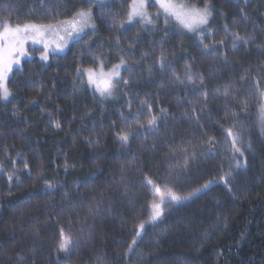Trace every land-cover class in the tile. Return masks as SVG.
I'll list each match as a JSON object with an SVG mask.
<instances>
[{
	"label": "trees",
	"instance_id": "obj_1",
	"mask_svg": "<svg viewBox=\"0 0 264 264\" xmlns=\"http://www.w3.org/2000/svg\"><path fill=\"white\" fill-rule=\"evenodd\" d=\"M186 1L203 4V0ZM127 3L104 0V6L94 9V35L70 44L65 53L48 62L37 56L23 60L10 78L13 95L0 103V164L4 165L0 264H17V254L27 264H264V133L257 103L264 98L256 95L258 80L264 89V0L247 4L245 0H212L216 11L208 27L216 41L225 37V26L229 32L255 38L252 44L232 51L229 36L227 46L216 53L226 54L227 63L203 52L199 36L174 21L167 26L159 19L154 25L115 28L109 13L121 19ZM81 5L82 0H67L62 7ZM6 6L15 10L14 23L17 15L24 22L30 11H43L40 0H0V13L7 14ZM89 37L91 50L86 51L81 45ZM117 39L127 52L130 67L122 75L131 79L130 86L125 90L120 85L107 99L94 95L86 78L83 85L77 80L74 88L76 66H93L98 52L108 68L119 62ZM211 42L212 37L205 39ZM161 50L170 62L164 71L156 63ZM149 65H153L151 74ZM186 65L203 77V87L172 83L173 71L182 74ZM246 71L248 76L242 79ZM226 88L238 95L225 97ZM205 90L206 108L202 104ZM141 101L153 107V114L166 108L168 116L156 131L141 130L122 146L116 140V132L126 127L121 113L127 116L131 106L127 124H135ZM193 105L198 123L192 119ZM148 116L145 108L140 120ZM53 121H60L61 129H55ZM233 127L242 131V142L250 141L252 148L245 153L246 170L234 172L226 186L219 178L234 163L223 147L227 129ZM206 136L219 143L210 152H198L191 167L181 171L177 165L183 158L173 156V149L188 146L191 151ZM244 159L240 158L241 164ZM65 161L70 165L67 171ZM14 167L19 169L15 173L19 181L10 183L8 175ZM145 178L183 195L209 180L216 183L194 200L166 206L163 220L147 228L129 259L123 253L135 235L134 226L147 219L143 206L152 199ZM47 184L55 190L48 191ZM97 205L99 215L90 214L89 208ZM60 226L74 238L80 237L81 228L85 233L91 230V238L82 241L71 256L58 258Z\"/></svg>",
	"mask_w": 264,
	"mask_h": 264
},
{
	"label": "snow or ice",
	"instance_id": "obj_2",
	"mask_svg": "<svg viewBox=\"0 0 264 264\" xmlns=\"http://www.w3.org/2000/svg\"><path fill=\"white\" fill-rule=\"evenodd\" d=\"M248 2L250 0H245L246 4ZM40 3L43 11H30L28 16L24 18V22H20V17L17 15L16 22L14 23L13 15L15 10L8 6L4 9V13H7L6 15L0 13V101H8L13 95L12 89L9 87L10 74L14 71V66L18 67L22 62V58L29 55L26 45L29 43L34 46L39 45L40 60L48 62L50 57L63 53L65 49L69 48L70 44L84 40V37L89 36V33L94 35L97 31L94 9L97 6H104V0H82V5L78 8L74 6L62 7V5L67 4V0H40ZM149 6L157 9L155 14L149 12ZM215 11L216 8L212 0H203L202 6H199L197 3H187L185 0H128L126 11L123 13L121 19L117 20V14L112 13H109V17L115 28L123 29L125 24L142 23L145 26L154 25V22L158 21L162 16L165 26L170 21H174L184 31L197 34L200 38L203 52L212 53L213 59H223L227 63L228 58L226 54L216 55V53L219 52L221 47L227 46L229 36H231L232 51H236L241 45L247 46L252 44L255 38L251 35L241 36L239 33L229 32L227 26H225V37L216 41L214 39V31L208 27ZM241 15L245 20L248 19L244 9H241ZM207 37H212L213 42L205 43ZM90 43L91 37H89V40L84 41L81 48L90 51ZM115 46L120 49L118 52L119 62L108 68L103 53L98 52L93 57V66H84L83 64L76 66L73 81L74 88L77 80L83 85L86 78V84L89 89L94 91V95L98 94L102 99H107L112 98L120 90V85H123L125 90L130 86L131 79H126L122 75V72L128 71L130 67L129 60L126 58L127 52L120 48L119 39L116 40ZM132 47L133 45L130 44L129 49ZM145 56H147V53H145ZM156 63L161 71H164L169 65L170 62L163 50H161ZM147 71L151 74L153 65H149ZM247 76L248 72L246 71L242 79ZM172 83L176 86L185 84L196 86L199 84L203 87L205 81L202 76L193 70L191 65H186L182 74H177L173 71ZM223 95L228 97L229 95H238V93L230 92L229 88H226ZM256 95L264 98V89L260 88L259 80L256 85ZM207 97L208 93L205 90L202 98L204 108L207 107ZM257 103L259 104V123L262 125L261 131L264 133V102L258 100ZM129 104L131 105V101H129ZM145 108L149 116L146 121L142 122L140 116ZM153 113V107L147 105L146 101H141V108L135 114L136 123L133 125L127 124L128 120L132 117L131 106L129 107V114L127 116L121 113V119L124 121L126 127L116 132L117 142L122 146L127 145L133 136L138 135L141 130L145 132L156 131L161 120L168 116V110L161 108L159 113ZM192 113V119L198 123L200 117L195 105L192 106ZM48 115L51 116V113H48ZM52 126L59 130L61 129V122L53 121ZM241 137V130H234V127L227 129V137L223 147L225 148L226 157L234 163H230V171L219 178L220 182L226 186L234 179V172H240L242 169L246 170L247 168L245 153L251 151L252 144L249 141L245 145ZM85 140L87 143H91L87 138ZM97 143H99V137H97ZM218 143L213 136H206L201 138L198 145L191 146V151L188 146L176 148L173 149L172 155L182 156L183 163L177 165V167L181 171H187L197 160L198 152H210ZM242 157L245 158L243 164L240 161ZM15 163L16 161H13V165ZM23 163L24 169L28 170L30 167L28 162L24 161ZM3 167L4 165L0 164V172L3 171ZM69 167L70 165L65 161V171ZM17 171L19 169L14 167L13 172L8 175L10 183L13 180L19 181V176L15 175ZM179 174L178 172L177 175ZM215 183V180H209L200 187L193 189L187 195H183L176 191L174 187L167 184L161 185L151 178H145V184L149 188L152 197L143 206L147 210V219L141 220L139 224L134 226L133 231L135 235L123 255L130 259L131 253L136 250V246L143 239L147 228L159 224L163 220L167 208H173L186 201L198 198L200 195L206 193ZM46 189L54 191L55 186L47 184ZM228 190L231 191V188ZM89 213L99 215L98 205L95 209L90 207ZM141 215H143V212ZM71 223V220H69V228L71 227ZM58 231L59 236L56 242V254L58 258L60 254H63L65 257L71 256L74 250L79 249L82 241L86 242L91 238V230L85 233L83 228H81V235L78 238H74L71 232L66 231L63 226H60ZM99 260H102V258L98 257ZM17 264H27L26 258L17 254Z\"/></svg>",
	"mask_w": 264,
	"mask_h": 264
},
{
	"label": "rangeland",
	"instance_id": "obj_3",
	"mask_svg": "<svg viewBox=\"0 0 264 264\" xmlns=\"http://www.w3.org/2000/svg\"><path fill=\"white\" fill-rule=\"evenodd\" d=\"M185 2H187V1L185 0ZM187 3H188V2H187ZM148 10H149V12H151V13H153V14H155L156 11H157V9H156L155 7H152V6H149ZM160 19L163 20L162 16H161ZM26 47L28 48L29 55L26 56V57H24V58H22V62H23V60H25V59L33 58V56L40 57V51H39L40 46H39V45H35V46H34V45H31V44L29 43L28 45H26ZM67 49H68V48H67ZM67 49H65V51H64L63 53H65ZM58 54H60V53H58ZM22 62H21V64H20L18 67H17V66H14V71H16L17 69H19V68L22 66ZM14 71L10 74V78L12 77V74L14 73ZM9 99H10V98H9ZM2 102H6V101H0V103H2Z\"/></svg>",
	"mask_w": 264,
	"mask_h": 264
}]
</instances>
